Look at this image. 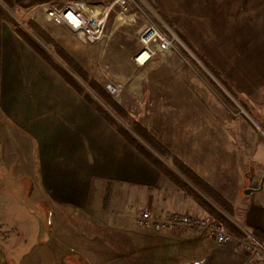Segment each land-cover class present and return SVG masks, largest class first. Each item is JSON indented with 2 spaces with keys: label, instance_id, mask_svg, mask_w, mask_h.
Returning <instances> with one entry per match:
<instances>
[{
  "label": "crops",
  "instance_id": "1",
  "mask_svg": "<svg viewBox=\"0 0 264 264\" xmlns=\"http://www.w3.org/2000/svg\"><path fill=\"white\" fill-rule=\"evenodd\" d=\"M13 1L24 12H42L46 5L67 2L103 6L115 2L126 11L118 14L124 19L117 31L125 28L141 35L150 26H162L202 67L199 58L204 60L220 76L221 84L214 80L212 86L223 99L199 83L177 82L175 88L148 83L145 93L155 86L175 92L168 97L175 99L176 109L170 114L149 110L142 123L155 119L149 125L154 136L229 203L238 202L241 190L243 218L238 234L232 233L240 237L244 226L264 242V0ZM55 25L61 27L48 23L47 30L54 32ZM175 73L183 72L177 68ZM8 170L26 180L10 193L4 180ZM253 177L259 180L258 189L246 194ZM104 183L144 190L146 207L157 216L176 212L209 216L0 19V218H9L12 212L11 220L18 221L19 235H24V219L35 218L24 213L23 204L18 205L16 194L24 185H32L28 201L48 204L55 211L84 212ZM142 231L144 264H246L243 251L220 245L208 235ZM26 233L32 235L26 245L18 243L21 237L10 244L0 239V264H27L29 253L40 246L48 250L45 243L40 245L39 229ZM168 250L184 255L167 257ZM69 257L63 254L61 261L67 263ZM117 262L125 264L124 257L113 264ZM28 264H34V259Z\"/></svg>",
  "mask_w": 264,
  "mask_h": 264
},
{
  "label": "rangeland",
  "instance_id": "2",
  "mask_svg": "<svg viewBox=\"0 0 264 264\" xmlns=\"http://www.w3.org/2000/svg\"><path fill=\"white\" fill-rule=\"evenodd\" d=\"M3 2L4 0H0V8L3 10V15H1L2 20L6 22H8V20L17 22L18 25L25 29L39 44H41L44 50L54 58L62 68L67 70L71 76L112 115L113 113L110 108L88 89L71 68L64 64L60 56L55 54L52 46H46L47 44L45 45L42 43V41L32 33L27 23H36L42 31L48 34V36L65 51V56L71 57L72 62L87 71L91 77L103 86V88L107 90L108 85L114 87L119 86V97H114V95L107 90L108 93L119 104L122 103L123 105H121L126 108L130 116L145 127L152 135L154 134L153 131L150 130L151 128L149 125L150 123H154L155 119L150 120V118H147V125H145L142 123L145 120L144 114L149 110L155 109L156 112H159L160 109H164V114H170L172 108L176 109V103L175 99L168 97L171 93L175 94V92L172 91L160 90V88L155 86L154 89L150 88V90L145 93L144 86L148 83L168 85V88H170V86L171 88H175L174 84L177 82H185L187 85L199 83L205 87L209 86L213 94L217 96V99L218 97L223 99V97L216 95L219 91L212 86V83L215 84L214 80L221 84L219 80L206 66L203 65L204 68L200 66L196 60L181 47L172 34L166 31L162 26H159L157 30L161 33H165L169 40L172 41L173 46L169 49L171 51L164 54L157 52L148 62L141 64L140 61H138L144 50V45L141 42V35L147 29H145L141 35H135L133 31H128V29L124 30L125 28H121L120 31H117L119 30L117 27L124 19L123 15L118 16V14L121 12L126 13V11L121 9L118 5H115L109 17L106 27V37L101 42L91 44L85 40L82 32L75 33L71 31L67 25L58 21H47L43 11L30 10L22 13L19 9H9ZM151 18L157 23V19L154 16L151 15ZM140 19L143 20L144 17H140ZM71 20H74L72 22H76V19L73 17H71ZM48 23L60 24L61 27L55 25L56 27H53L54 32H51L52 30H47ZM115 28L117 32L113 33ZM54 36L57 38H54ZM153 46L156 47L157 45ZM177 68L183 73L176 74L175 70ZM194 86L195 85H193V87ZM189 87L191 88V86ZM197 92L201 97L207 96L204 92ZM150 104H152L154 108H150ZM246 107L249 108L247 103ZM251 109L256 114L253 105H251ZM185 110L186 108L184 107V113ZM239 111L240 109L238 108V112ZM232 112H235V110L232 109ZM177 113H179V111H177ZM117 120L124 125L155 158L167 166L179 180L186 183L191 192L211 203L232 226L240 229L243 218V208L245 207L244 195L241 194V190H239L240 195L238 202H230L233 215L224 213L214 201L209 199L197 186L179 173L173 164L165 160L145 142L140 140L125 122L119 119ZM8 171L9 172H6L4 175V180L6 182V189L8 193H10L9 191H14L16 189V184L23 185L26 183V180L19 175L16 177V171ZM173 184L175 183L173 182ZM22 189L23 191L21 193L16 194L18 200L22 202L18 205L20 206V204H23L24 213L26 211L31 215L33 213L35 218L24 219L21 226L25 228V234L20 236L18 231L19 227L15 225L18 221L16 219L11 220L14 215L12 212H9V218H0V239L10 244L21 237L18 243L23 241L22 243L26 245L27 241L32 238V235L27 234L26 231L39 229L40 245H48L49 251L45 247L40 246L33 254H28L27 258L29 259H27V264L32 259H34V264H113L123 257L125 259V264H144L145 256L141 244L143 236L140 233L143 232L142 230L146 229L139 226L138 219L140 211L144 208H149L152 213H154L151 207L148 205V207H146V195L144 194V190L122 184L104 183L99 185L95 190L89 209L84 212H79L74 209L57 208L55 211V208L48 204H37L34 201H28L30 200L32 185H24ZM185 193L188 194L187 192ZM236 212L238 213L237 216ZM172 214L165 216L154 215L157 218H163ZM206 217L214 219L210 215ZM225 226L229 232H231L227 225ZM242 227L243 229L245 228L244 230H249L244 226ZM47 232H51L52 235H47ZM49 244L51 246H49ZM60 249H64V251ZM24 251L26 254L28 249ZM58 253L59 260H57ZM63 254L70 255L69 259L65 260L67 263L61 261ZM180 255H184V252L179 250H176V252L168 250L166 254L167 257L171 258L175 256L177 258H182V256L178 257ZM116 264H118V262Z\"/></svg>",
  "mask_w": 264,
  "mask_h": 264
},
{
  "label": "trees",
  "instance_id": "3",
  "mask_svg": "<svg viewBox=\"0 0 264 264\" xmlns=\"http://www.w3.org/2000/svg\"><path fill=\"white\" fill-rule=\"evenodd\" d=\"M6 5L11 10H21L14 3L13 0H4ZM22 13H25L21 10ZM3 10L0 8V19L2 20ZM8 25L12 31L18 35L27 45H29L49 66H51L59 76L71 86L79 95H81L103 118L104 120L115 129L133 148H135L141 155H143L149 162H151L163 175L174 182L179 188L187 192L188 195L192 196L195 201L204 208L207 213L215 220L227 225L231 232L238 234L234 226H232L214 207L211 203L200 198L197 194L190 191L188 185L183 183L178 177L160 160L155 158L141 143L140 141L129 132L124 125H122L117 119L125 122L133 133H135L140 140L145 142L151 149L157 154L163 157L165 160L173 164L179 173L191 181L197 186L203 194L209 199L215 202V204L226 214L233 215V209L231 204L225 200L220 194H218L212 187L207 185L199 176H197L185 163L171 153L154 135H152L145 127H143L138 121L133 119L126 109L119 104L109 93L98 83L93 77H91L87 71L83 70L76 63L72 62L71 57L65 56L64 50L55 43V41L42 31L36 23L28 22L29 29L32 33L37 36L42 43L46 46H52L55 54L59 55L61 60L82 80V82L88 87V89L94 93L107 107L110 108L113 115L103 108L90 93L78 83L71 74L62 68L59 63L54 60L25 29H23L17 22L8 20ZM190 48V46L185 42ZM200 61L206 66L211 73L220 80V76L201 58Z\"/></svg>",
  "mask_w": 264,
  "mask_h": 264
},
{
  "label": "built area",
  "instance_id": "4",
  "mask_svg": "<svg viewBox=\"0 0 264 264\" xmlns=\"http://www.w3.org/2000/svg\"><path fill=\"white\" fill-rule=\"evenodd\" d=\"M115 5V2L107 6L67 2L44 6L42 11L47 21L64 23L71 31L82 32L87 42L95 44L106 37L107 23ZM71 17L75 18L76 22H72ZM141 42L144 45L142 53L145 52L148 55L144 62H140L141 64L148 62L157 52L160 54L170 52L169 49L173 46L167 35L159 32L154 26L147 28L141 35ZM107 90L114 97L120 96L119 86L108 85ZM138 224L143 229H151L157 233L198 232L208 235L220 245H234L235 251H243L247 258L246 264H264V242L257 239L254 231H242V235L239 237L229 232L225 225L210 217L175 213L157 218L151 209L144 208L140 211Z\"/></svg>",
  "mask_w": 264,
  "mask_h": 264
},
{
  "label": "water",
  "instance_id": "5",
  "mask_svg": "<svg viewBox=\"0 0 264 264\" xmlns=\"http://www.w3.org/2000/svg\"><path fill=\"white\" fill-rule=\"evenodd\" d=\"M172 36L177 40V38L173 34H172ZM182 46L187 50V48L183 44H182ZM258 183H259L258 178L257 177H253L251 179L250 184H249V188L245 191V193L246 194H250V193H253L254 191H257V189H258Z\"/></svg>",
  "mask_w": 264,
  "mask_h": 264
},
{
  "label": "bare ground",
  "instance_id": "6",
  "mask_svg": "<svg viewBox=\"0 0 264 264\" xmlns=\"http://www.w3.org/2000/svg\"><path fill=\"white\" fill-rule=\"evenodd\" d=\"M147 57H148L147 53L144 52V53H142V54L140 55L138 61H140V62H144V61L147 59Z\"/></svg>",
  "mask_w": 264,
  "mask_h": 264
}]
</instances>
